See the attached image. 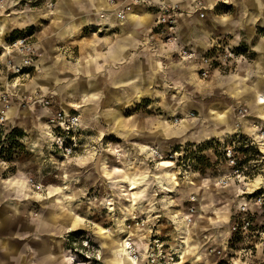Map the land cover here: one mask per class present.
<instances>
[{"label": "rangeland", "instance_id": "obj_1", "mask_svg": "<svg viewBox=\"0 0 264 264\" xmlns=\"http://www.w3.org/2000/svg\"><path fill=\"white\" fill-rule=\"evenodd\" d=\"M109 1L120 3L119 0ZM174 1L125 0L117 11H130L134 9V4H145L158 12L161 4H167L178 8V21L188 14L200 13L202 17L207 16L212 25L213 18L217 15L233 31L229 33L220 29L212 32L211 37L221 35L224 46H233L243 54L232 61L233 63L227 61L218 65L216 61L208 76H203L194 69L193 74L188 73L178 80L169 73L170 67L163 64L166 86H179L180 91L187 95H167L163 99L157 97L152 100L141 98L135 105L125 107L128 114L137 111L145 112L146 117L153 111H157V115L162 114L157 128L159 131L163 130V134L160 131L161 137L158 139L162 142L159 147L163 158L168 162L160 165L166 167V173L172 171L176 176L161 172L159 163L162 160H149L147 152L139 148L141 144H135L134 141H147L149 136L138 133L136 126L144 120L140 118L142 115H137V124H134L135 129L132 130L130 124L124 128L123 116L116 120L114 129L107 126L104 112L110 106L109 97H101L93 105L89 101L85 103L87 110L81 112L82 117L85 115L89 120L92 110L97 108L105 127L90 124L86 126L81 135V142L85 147L72 155L75 158H66L54 147L51 149L44 145V124L48 121L45 106L41 103L33 104L31 101L30 104L22 103L20 97L32 92L26 88L20 89L19 82L9 76L11 85L8 88L14 90L12 92L17 96H10L11 117L7 114L4 129L0 131V143L10 146L12 141L8 134L16 126L25 132L23 142L30 140V143L24 142L25 148L13 160L0 157V211L3 212L1 217H4L0 239L12 238L18 242L20 248L30 247V217L39 218L41 214L48 213L41 218L59 222V227L52 232V264H59L61 251L70 257L68 264H77L71 261L74 256L76 261L84 264H123L117 261L120 254L115 252L119 248L118 240L123 245L119 237L122 239L125 235H132L143 244L142 236L147 232L153 234L156 228H161L167 237L173 239L171 244L178 248V264H264V145H261L262 150L255 147L242 154V162L247 166L246 174L238 176L232 174L233 168L224 158L216 160L213 149L208 148L206 153L214 164L202 163L200 166L186 158L185 153L174 150L179 144L184 147L187 142H198L186 135L194 133L197 140L212 138L220 142L229 139L235 132L255 136L256 126L264 124V118L261 117L264 116L263 105H252L249 102L253 98L254 90L264 94V0H260L261 7L253 6L256 0H209V3L190 0L192 7L186 9L183 0ZM47 3L52 8L55 0H3L0 3V18L6 17L10 24H19L23 28H29L32 19L40 27L43 23L41 13L45 11ZM183 13L185 15L182 16ZM0 27L5 30L4 24ZM163 36H160L161 42ZM178 58L181 57L177 56L175 59ZM243 74L246 77H242ZM233 75L237 76L232 77ZM0 82L1 89H6L7 80ZM67 99L75 100V97ZM2 101L0 100V109L3 107ZM148 101L153 105L147 104ZM54 103L61 108L62 98ZM168 106L177 109L187 107L189 111L184 113L185 116L178 113L179 111L172 114L169 113ZM226 108L230 109L228 120L234 130L224 131L221 135L213 134L214 130L225 127L218 119V112ZM186 117L191 118L192 127L189 130L180 126ZM169 125L172 128L168 130ZM226 125L228 127V123ZM173 130L177 131V135L172 134ZM144 172L152 175L139 186L141 176L136 174ZM15 182L23 187L22 191H11L10 184L15 186ZM191 195H196L197 207L190 224L179 218L175 223L171 220L161 224L159 220L161 225L158 226L151 224L149 217L146 225L141 226L133 219L136 214L146 211L145 206L158 202L155 204L165 208L166 202L174 198V202L178 204L176 208L181 209L174 213L184 215ZM11 201L17 203L20 209L13 214L12 229L20 231L14 235L9 228L11 215L7 218L6 214L7 211L11 212ZM64 206L66 208L62 209ZM166 218L169 217L166 215ZM73 220L77 221L72 230L76 232H69L65 250L62 234L69 230L67 226ZM23 223L29 224L26 226L28 231H25ZM149 224L153 227L152 231L149 230ZM170 232L174 236L171 237ZM148 234L146 242L151 237ZM159 236L165 237L161 231ZM87 238L88 247L83 245V240ZM109 240L115 249L108 246ZM75 247L82 248L84 253L75 251ZM183 251L186 252L184 257ZM27 257L28 259L20 258L18 264H27L25 261H30V250ZM6 259L11 261L10 256H6Z\"/></svg>", "mask_w": 264, "mask_h": 264}, {"label": "crops", "instance_id": "obj_2", "mask_svg": "<svg viewBox=\"0 0 264 264\" xmlns=\"http://www.w3.org/2000/svg\"><path fill=\"white\" fill-rule=\"evenodd\" d=\"M48 1L50 2L51 0ZM119 1L120 3H110L109 0H85L84 4V0H55V5L52 8H50L47 3L45 11L41 13L43 23L40 24V27L36 25L34 20H30V27H33L30 33L38 40L39 46L43 51V55L36 61L39 70L31 68L27 74L12 76V78L15 79V82H19L20 89L26 88L30 92L40 91L52 96V104L44 108L46 111V120L57 108H59L54 103L58 101L59 98H62L63 104L61 103V108L74 110L80 114L87 110L85 106V103H88L87 101L92 102L91 104L93 105V102H96L101 97L111 98V101H109L110 106L106 107L107 110L104 113L106 121L108 122L107 126L112 129L115 128L114 124L117 123L116 120L121 116L124 117L122 122L124 128L130 124L131 130L135 129L134 124H137V115H142L140 118L144 120L140 121L136 127L138 128L139 134H148L149 136L145 142H134L135 144H141L139 148L141 147L143 152H147V156L149 160H151L149 149H143L150 148L152 145L160 146L162 144L158 138L161 137V133L163 134V130H160V133L157 128L161 122L160 116L162 114L158 113L157 115L155 113L157 111H153L148 117L144 115L145 112L143 111L128 114L126 113L125 107L133 104L135 105V102L138 100L140 101L141 98H150L152 100L157 97H162L163 99L164 96L167 95L178 97L179 94H184L186 96L187 93L180 91L179 86H166L162 65L167 64L171 69L169 72L171 76L178 80V78L182 76H187L188 73L193 74L194 69L199 72L200 62L196 59L189 60L182 58L176 47L166 48L163 46L156 28L158 12H156L155 9L145 4H134L133 10L127 11L126 9L125 16L120 17L117 14V8H120L121 3L125 0ZM203 2L209 3V0H203ZM183 6L185 9L187 7L191 8L192 2H190V0H183ZM253 6L261 7L260 0H256ZM102 13H104V16ZM183 15H185V13H183L182 16ZM220 19L222 18L215 15L212 25L209 23L207 16L202 17L200 13H192L183 16V18H179L178 33H180V44L195 49L200 55H204L209 51L215 53L221 50L215 46L220 43L224 46L222 36L217 35L211 37V33L217 30L219 31L220 29L223 32L230 33L233 31V28L225 23L223 24V21ZM1 24H4L5 30L2 31L0 27V50L11 40L10 37L15 31L22 30L23 33H28L26 32L28 27L23 28L19 26V24L14 26L10 24L9 19H6V17L0 18V26ZM234 41L235 40H233V42ZM234 43L237 44L236 41ZM238 46L239 45H237V47ZM255 48L258 49V46ZM170 56H173V58H170ZM177 56L181 58L175 59ZM241 56H243V54H241ZM236 76L237 75H233L232 77ZM8 77V73L2 70L0 73V81L7 80ZM242 77H246V74H243ZM186 85L190 86L188 83H186ZM72 96L75 97V100L67 99ZM260 96H264V94L260 91L256 93L254 90L253 98L249 102L252 105H258ZM147 104H150V102ZM167 108L169 113L177 114L179 111L178 113L184 116V113L189 111L187 107L177 109V107L168 106ZM262 109H264V105ZM94 110H92L89 120L86 119L85 115L84 118L81 115L83 125L87 126L90 124L95 127H105V123L100 120L101 117L98 113V109L96 108ZM229 110L230 109L226 108L218 112V119L225 127L219 128L216 131L214 130L213 134L221 135L224 131L234 130V126L228 120ZM11 111L9 112V117H11ZM222 115L226 117H222ZM261 117L264 118V116ZM185 121L188 122L184 124L183 122ZM151 122L153 123L152 125L150 124ZM190 123L191 118L186 117L183 118L180 126L185 130H189L190 127H192ZM227 123L228 127L226 125ZM170 128H172L171 125L168 126V130ZM156 129H158V131ZM155 130L157 132L153 134ZM172 134L174 136L177 135V131L173 130ZM186 136L198 142L207 139L202 138L197 140V136L194 133ZM50 141L49 124L48 121H45L43 144L53 149ZM24 142L25 144L28 142L30 143V140H24ZM72 157L75 158L76 156L71 155V158ZM136 157L138 158V156ZM140 160L145 162L143 158ZM161 166L163 165H160V171L165 172L164 170L166 167ZM168 172L169 173H165L167 175L170 173L175 175L172 171ZM136 175L139 177L141 176L140 186L143 185L152 174L144 172ZM127 182L129 184V180ZM16 183L17 182H15V186L9 183L12 188L11 191H22L23 187H20ZM155 192H157L156 189ZM11 198L13 199V197ZM174 199L166 202L165 208L155 204L158 202H153L149 204V206L144 207L146 211L144 210L143 213H146L147 216L150 217L151 224L158 226L160 223L164 224V222H169L171 220L175 223L179 218L184 221L183 215L174 213L176 210H181L180 208H176L178 204L174 202ZM153 205L154 207H152ZM65 208L66 206L62 209ZM10 210L11 212H6L8 215L7 218L11 215L9 222L10 232L13 235L19 234L20 231H18V229H12V223L14 221L13 214L20 210L17 203L11 201ZM2 214L3 212L0 211V233L2 232V225L4 224V217H1ZM47 214H41L39 218L30 217V247L25 246L26 252L25 248H20L18 242L12 238L0 239V264H18L20 258L28 259L27 255L29 250L30 261L26 260L25 263L52 264V259L50 257L52 256L50 247L54 245L52 232L59 227L57 225L59 222L51 221L48 218L43 220L41 217L47 216ZM166 215L169 218H166ZM159 220H161L160 223L158 222ZM76 224L77 221L73 220L71 224L67 226L69 230L64 231L62 234L63 242L62 239L61 242L64 249L66 241L69 239L67 236L69 232L75 228ZM151 224L148 225L149 228H151ZM5 225L7 226V224ZM27 225L29 224L23 223L22 225L25 231L29 229H26ZM144 230L146 231L148 228ZM149 230L152 231L153 227ZM155 230L157 234H159V231L162 232L165 236L163 238L164 241L167 243L172 242L173 239L167 237L166 232L161 230V228H156ZM26 233L27 232H25V234ZM148 233L152 235L151 232L144 234L141 238L143 244L138 242L142 248L145 247L146 237L149 235ZM170 233L169 235H171V237L174 236V233ZM119 239L122 241L120 237ZM109 241L110 244L108 246L115 249L111 240ZM51 248H53V246ZM184 253L186 252H182V257H184ZM6 256H10L11 261H8ZM60 256L62 258L59 264L69 263L70 257L64 255L63 251H61ZM141 264H145V262L142 261Z\"/></svg>", "mask_w": 264, "mask_h": 264}, {"label": "built area", "instance_id": "obj_3", "mask_svg": "<svg viewBox=\"0 0 264 264\" xmlns=\"http://www.w3.org/2000/svg\"><path fill=\"white\" fill-rule=\"evenodd\" d=\"M2 2L3 0H0V3ZM177 10L178 8L167 4H161L159 6L156 28L160 36L164 35L162 44L166 48L176 47L182 58L198 60L200 62V73L203 76L209 75L216 61L218 62V65L226 63L227 61L232 63V61L236 60V58L241 55L233 46L226 45L224 47L222 43L215 46L221 50L217 49L218 51L215 53L209 51L204 55L198 54L195 49L180 44ZM125 11V9L118 10L117 14L120 17H124ZM102 15L104 16V13ZM42 55L43 51L34 35L32 33H22L9 40L0 50V73L2 70H5L8 73V76H20L27 74L31 68L39 70L36 61ZM10 78L11 77L7 78V83L5 84L6 89H1L0 87V100H3V107L0 109V129H4L5 120H7L8 117L7 111L10 105V96H17V94L12 92L14 90H9L8 88L11 85L9 83ZM20 98L22 99V103L25 104H30V101L33 104L41 103L47 107L52 104V96L40 91L25 94ZM176 119H178V117ZM48 124L51 140L50 144L55 149L59 150L65 157L76 154L85 147L81 142V135L86 126L83 125L81 114L79 112L66 108H58L48 117ZM255 131V136L244 134L242 132H235L229 139L220 140L219 142L221 158H224L226 162L231 165L233 168L232 174L236 176L246 174L245 169L247 168L246 164L242 162V154H244V152L240 147L254 145L262 150L261 145H264V124L257 125ZM182 147L183 146H181L180 151L176 150V152L185 153V149ZM194 148L196 149V146H194ZM209 149L212 150L213 148ZM207 150L208 149H205V152H207ZM149 154L151 160H159L164 157L161 148L157 145H152L150 147ZM227 175L228 174H226V176ZM189 201L188 210L183 215V219L187 224L191 223L193 220V214L196 211V195H191ZM133 219L136 224L142 226L146 225L149 217L146 213H141L133 216ZM74 243H76V241H74ZM123 244L126 248L127 254L131 259L134 258V261H138L139 264H141L142 261L145 262V264H174L178 261V248L171 243L164 241L157 232H154L151 235L143 248L132 235H125L123 238ZM83 245L86 247L89 246V238L83 240ZM75 251L84 253L82 248L78 249L75 247ZM87 256L91 258L90 255ZM75 259L76 257L74 256L72 262L78 264L79 261H76Z\"/></svg>", "mask_w": 264, "mask_h": 264}, {"label": "trees", "instance_id": "obj_4", "mask_svg": "<svg viewBox=\"0 0 264 264\" xmlns=\"http://www.w3.org/2000/svg\"><path fill=\"white\" fill-rule=\"evenodd\" d=\"M33 30V27L28 28L26 32L30 33ZM23 31H15L10 39L15 38L16 36L22 34ZM2 132L3 129H0ZM25 135V132L22 128L14 127L12 130H10L8 136L11 138V144L9 147L4 146L3 143H0V157L7 159V160H13L20 152L25 148V144L22 140L23 136ZM216 143V145H215ZM219 142L216 140H213L212 138L206 139L200 142H187L185 144V156L186 158L190 159L193 163H197L198 166H200L202 163H206L208 165L214 164V161L208 156V154L205 152V149L213 148L214 152H216V160L221 159V151L219 149ZM215 145V146H214ZM196 146V149L194 148ZM254 145L249 146H241L240 149L245 153L252 149H254ZM181 145L175 146L174 150L180 151ZM218 152V153H217ZM194 165V164H193ZM196 168V166H195ZM76 231H72L71 233H75Z\"/></svg>", "mask_w": 264, "mask_h": 264}, {"label": "bare ground", "instance_id": "obj_5", "mask_svg": "<svg viewBox=\"0 0 264 264\" xmlns=\"http://www.w3.org/2000/svg\"><path fill=\"white\" fill-rule=\"evenodd\" d=\"M174 2H176V1H174ZM3 31V30H2ZM258 104H262V105H264V96H260L259 97V101H258ZM11 111V108H9L8 109V116H9V112ZM222 117H226L225 115H222ZM178 120V119H177ZM145 147V146H144ZM150 149V148H149ZM164 159H166V158H162V159H160L159 161H161L160 163H159V165L160 164H165L166 162H168V160H164ZM172 162V161H171ZM161 169H164V168H161ZM122 242H123V238H122ZM118 245H119V248L116 250V252L117 253H119L120 254V258H119V260H117L118 262H121V263H123V264H139L138 263V261H134L133 259H131V257L127 254V251H126V248H125V246H124V244L123 245H121V243H120V241L118 240ZM78 264H84V263H78ZM118 264V263H117ZM120 264V263H119ZM174 264H178V262L176 261V263H174Z\"/></svg>", "mask_w": 264, "mask_h": 264}]
</instances>
